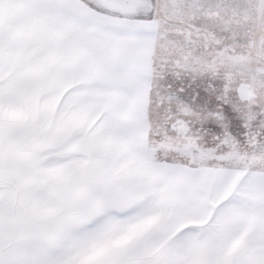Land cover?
Wrapping results in <instances>:
<instances>
[{"label":"snow or ice","instance_id":"snow-or-ice-1","mask_svg":"<svg viewBox=\"0 0 264 264\" xmlns=\"http://www.w3.org/2000/svg\"><path fill=\"white\" fill-rule=\"evenodd\" d=\"M0 264H264V0H0Z\"/></svg>","mask_w":264,"mask_h":264}]
</instances>
